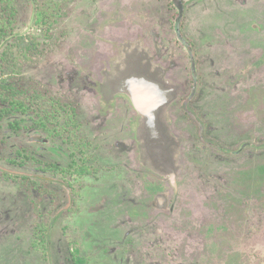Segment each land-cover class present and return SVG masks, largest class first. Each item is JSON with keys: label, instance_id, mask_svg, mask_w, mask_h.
<instances>
[{"label": "rangeland", "instance_id": "obj_1", "mask_svg": "<svg viewBox=\"0 0 264 264\" xmlns=\"http://www.w3.org/2000/svg\"><path fill=\"white\" fill-rule=\"evenodd\" d=\"M115 7V0H0V18L14 27L11 38L17 34L0 44V93L27 109L0 117V264H264V0L188 6L194 113L173 105L169 122L157 123L164 148L150 134L136 143L128 100L133 83L163 90L164 81L125 44L93 43L90 24ZM157 12L127 19H150V32L136 37L146 36L151 61L173 81L188 80L190 54L170 30L177 13ZM168 21L169 40L158 25ZM121 51L122 69L107 81ZM197 121L228 151L252 143L235 156L203 145ZM160 150L168 154L162 160ZM175 160L173 182L153 174Z\"/></svg>", "mask_w": 264, "mask_h": 264}, {"label": "flooded vegetation", "instance_id": "obj_2", "mask_svg": "<svg viewBox=\"0 0 264 264\" xmlns=\"http://www.w3.org/2000/svg\"><path fill=\"white\" fill-rule=\"evenodd\" d=\"M85 1H87V3L92 2L93 4H96L98 3L99 0H85ZM200 1L202 0H151L149 3L145 5H138L135 2V0H129V8L126 7L123 8L122 6L123 3L121 2V0H115V4L118 5V7H115L116 8L115 10L111 9L110 14L108 11L107 16L101 17V19H98L95 23L90 24V26L94 30L93 32L95 33V36L93 38L94 40L93 43H96L95 45L99 44V45H104L106 48L118 49L119 47H122L124 44L135 45L136 41H138L139 45L144 47L146 44L145 43L146 36H144L143 38L141 37L139 38L136 36L138 32H143V30H147L149 27L148 23L151 25L152 21H150V19H147L148 23L146 22V24H143L140 21L133 22L132 20L129 19L131 17H141V16H146L150 18L155 14H158L157 10L161 11V13L164 14L165 12H169L172 7L175 9L177 13V16L173 20L174 22L171 24L172 25L171 29H170L169 21H168V26L167 25L164 26L163 23H158V25L161 28L160 32L162 36L165 34L164 27H167L170 30H172L173 36L177 38L176 42L178 41L183 46V48L186 49L187 54H190V59H189L190 78L186 80L187 77H185L184 79L185 81L184 80L179 81L182 84H180L177 81H173L174 79L171 78L172 76L170 75L169 77V73H168L169 68H164L162 67L161 63H158L163 69L162 75L160 76V78L164 81L163 90H159L158 88L153 86H151L152 89L146 90L147 87L145 86L141 87V84H132L131 94L130 96H128V100L130 102L132 110L135 111L136 113L134 132L136 135L137 144H138L139 129L141 126L143 127L144 124L147 127H149L148 134H150V139L153 138L154 140H158L156 135L159 136V134L156 125L161 120L164 121L166 120L165 122H169L168 121L170 117L169 112L172 109L173 105L176 106L175 107L176 109L178 110L180 109V111L182 112L194 113V111L191 108H188V103L191 100H193V97L196 94L195 89L197 87V84L196 82H194V80H196L197 78V70H196L195 60L191 55L192 46L188 44L190 41L185 40L183 38V31H184L183 23L187 18L188 6L196 5L198 8ZM59 6H57V8H59ZM113 11L116 12L111 15ZM127 17H129V19H127ZM154 25L155 23H153L152 26H150V28H153ZM147 31L150 32V30ZM147 31L145 32V34L147 33ZM98 32L104 35H99ZM165 35L163 36V38L169 40V36H165ZM148 51L150 53V50ZM152 56L153 55H151V57ZM152 60L154 61V56ZM116 65L117 62L115 63V66ZM173 66L174 64H172V67ZM109 67L110 65H106V63L103 64L100 70V74L102 75V77H104L105 70L107 71L109 70L108 69ZM186 81L188 84L186 83ZM187 85H188V92L183 95V90L186 89ZM158 109L162 112L163 119L159 118V120H155L154 112L156 111L157 114ZM169 128H170V133L172 134L171 127ZM195 132L198 135L199 142H201L203 145L204 144L211 145L212 147L219 150L221 149V147L225 149L224 146L219 145L215 140H211L209 137L203 135V124L200 121H197V129H195ZM259 142L260 143L258 144H264V140H260ZM250 143H252V141H245L241 143L238 146V148H234L229 151L225 149L226 154L232 156H235V154H240L242 150L246 149L250 145ZM159 153L161 154H157L158 156L164 155V152H162L161 150L159 151ZM166 155H168L167 152ZM173 165L178 166L176 160L173 163ZM179 167L180 166H178V168L174 167L173 169L174 175L179 170ZM153 174L156 176H162L163 178L169 179V173L168 175L167 174L157 175L155 173ZM163 175H166L167 177H164Z\"/></svg>", "mask_w": 264, "mask_h": 264}, {"label": "bare ground", "instance_id": "obj_3", "mask_svg": "<svg viewBox=\"0 0 264 264\" xmlns=\"http://www.w3.org/2000/svg\"><path fill=\"white\" fill-rule=\"evenodd\" d=\"M132 45L133 44H125L124 45V47L127 48V50L131 49V51L129 53L130 57H133L134 60H137V61L142 62V63L146 61L145 63H147V65L149 66L151 74L154 75L152 77H154V78H155V76L160 77L162 75L163 69H162V67L159 64H156L153 61H151L152 57L147 52L146 48H144L143 46H140L139 44H136V46H132ZM121 52H122L123 55L121 54L120 58L117 60V65L114 67V71L107 74V77H108L107 81L110 80L111 78H114V76H116L119 73V71H121V69H122V67H121L122 61L121 60H123L125 52H123V51H121ZM133 84H141V87L142 86L147 87L146 90L152 89L151 86L156 87V88L159 89V87H157V85L155 83H148V82H145V81H142L140 83H133ZM154 115H155V120H159V118L163 119V114H162V112L159 109L157 111V114H156V111L154 112ZM161 127L164 128L162 125H161ZM162 128L160 129V133H162ZM148 133H149V127H147L144 124V126L140 127V129H139V138L141 139L144 134L148 138V136H147ZM160 138L161 137L158 136L157 137V139H158L157 143H155V144H157L156 146H158V147L164 146L163 143L165 142L163 140H160ZM148 139H150V137ZM168 139L169 138L167 136V140ZM145 147L146 146L144 144V148ZM161 148H164V147H161ZM163 150H165V149H163ZM162 152H164V151H162ZM165 155H166V153L163 156H158L156 154V157L158 158V160H162V158H164ZM174 167H175L174 165H170L167 168L163 167V168L159 169L158 172L159 173L162 172V174H167L168 175V173L173 171Z\"/></svg>", "mask_w": 264, "mask_h": 264}, {"label": "trees", "instance_id": "obj_4", "mask_svg": "<svg viewBox=\"0 0 264 264\" xmlns=\"http://www.w3.org/2000/svg\"><path fill=\"white\" fill-rule=\"evenodd\" d=\"M13 30H14L13 26L11 27L7 26L6 17L0 18V44L10 43L11 39L17 35L16 34L12 38L9 36L12 33H14ZM19 37L21 38V36ZM2 97H3V93L1 92L0 101L2 103H8V104L0 109V117L3 114V112L6 111V108L14 109L15 112H19V113H27V109H26V106L24 105V102H22L18 98H15L14 96L13 97L4 96L3 98ZM39 126L44 129L46 128V125L43 122H39ZM37 140L42 141V138L39 137L37 138Z\"/></svg>", "mask_w": 264, "mask_h": 264}, {"label": "water", "instance_id": "obj_5", "mask_svg": "<svg viewBox=\"0 0 264 264\" xmlns=\"http://www.w3.org/2000/svg\"><path fill=\"white\" fill-rule=\"evenodd\" d=\"M132 91H133V90H132ZM128 93L131 94V91H129ZM132 93H133V92H132ZM173 176H174V171L169 173V179H170L172 182H173V180H172V179H173V178H172ZM164 177H167V176L164 175Z\"/></svg>", "mask_w": 264, "mask_h": 264}]
</instances>
